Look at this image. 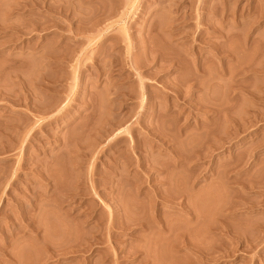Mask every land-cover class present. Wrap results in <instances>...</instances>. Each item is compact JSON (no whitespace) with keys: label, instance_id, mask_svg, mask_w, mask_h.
Instances as JSON below:
<instances>
[{"label":"rangeland","instance_id":"374dc122","mask_svg":"<svg viewBox=\"0 0 264 264\" xmlns=\"http://www.w3.org/2000/svg\"><path fill=\"white\" fill-rule=\"evenodd\" d=\"M0 264H264V0H0Z\"/></svg>","mask_w":264,"mask_h":264},{"label":"bare ground","instance_id":"6f19581e","mask_svg":"<svg viewBox=\"0 0 264 264\" xmlns=\"http://www.w3.org/2000/svg\"><path fill=\"white\" fill-rule=\"evenodd\" d=\"M27 119H28V118H25L24 120L26 121ZM109 126H112V125H109ZM109 128L111 129L112 127H109ZM109 128H108V129H109ZM110 129H109V130H110ZM105 130H106V129H105ZM107 133H109L107 130H106V132L103 130L102 134H99L97 138L100 137V138L102 139V138H104L105 136L108 135ZM100 138H99V139H100ZM99 139H96V140L98 141ZM97 141H95V142H97ZM98 142H100V141H98ZM94 147H96V146L93 145V147H91V148H93V149L89 148L88 151L83 152L82 157H83V158H84V157H85V158H88V157L91 156L92 154L94 155V153H95V148H94ZM93 155H92V156H93ZM78 167H79V166H78ZM78 167L76 166V168H78ZM78 169H79V168H78ZM78 169H77V170H78ZM101 170H102V169H100V171H101ZM42 174H43V173H42ZM42 174L39 172V176H38V178L40 177L41 180H43V181H45V183H47V179H44V178H45V177H44V174H43V177H42ZM93 174L95 175L96 173H93V172H92V174H91V175L89 174V175L92 177ZM37 175H38V174H37ZM89 175H88V176H89ZM96 175H98V174H96ZM96 175H95V176H96ZM88 176H87V177H88ZM90 176H89V177H90ZM89 177H88V179H89ZM38 180H39V179H38ZM41 180H40L39 182H41ZM48 180H49V177H48ZM90 180H92V178H90ZM48 182H50V181H48ZM53 183H54V182H53ZM47 184H48V183H47ZM47 184H46V185H47ZM84 184H85V182H84ZM88 184H89V182H88ZM52 186L55 187L54 185H52ZM95 186H96V187H95ZM81 188H82V187H81ZM93 188H94V189L97 188V185H94ZM83 189H84V188H83ZM83 189H82V190H83ZM84 190H87V189H84ZM69 195H70V194H67V196H69ZM71 195H73V194H71ZM157 195H158V194H157ZM55 196H56V195H55ZM67 196H65V197H67ZM48 197H49L48 194L41 193L40 198H39V199H42V200H40V202H42L41 204H45V205L48 204L49 202L46 201V199H49ZM63 197H64V196H63ZM65 197H64L63 199H65ZM73 197H74V198H71V199H75V195H73ZM155 197H156V196H155ZM36 198H38V196H37ZM52 198H53V197H52ZM69 198H70V197H69ZM156 198H158V196H157ZM98 199H99L98 203H97V201H94V199H92L90 202L96 203V204H98V206H102V205H104V206L106 207V209H108V206H107V204L105 203V201H104L101 197H98ZM65 200H66V199H65ZM68 200H69V199H68ZM62 201H63V200H62ZM38 202H39V201H38ZM40 202H39V203H40ZM45 202H48V203H45ZM64 202H65V201H64ZM64 202H61V203H59V204L57 203L58 205H57V204L54 205V208H56V209L58 210V213H59L60 215H62V216H65L66 218H70V217H72L74 220L79 219V217H81L80 215H76V216H74V215H75V214H74V213H75V212H74L75 209H73V208H71V209H67V210H65L66 208L62 209V208H63L62 206H63V203H64ZM90 202H89V203H90ZM84 203H86V201H84ZM87 203H88V202H87ZM41 204H39V206H41ZM69 206H70V205H69ZM68 208H69V207H68ZM62 210H64V212H62ZM73 210H74V211H73ZM72 212H73V213H72ZM121 212H122V216H120V217H122V218H121L120 220H121V222H122V224H123V223L126 222V216H127V215H126V212H125L123 209L121 210ZM82 215H84L85 217L88 216L87 213H84V214H82ZM125 215H126V216H125ZM107 216H109V221H111V223H109V227H111L112 222H114V220L111 219V217H114V216H113V212H112L111 210H109L108 213H107ZM107 218H108V217H107ZM99 219H101V217H99ZM83 223H87V221H86V220H82L81 222H79V225H80V224L82 225ZM69 228L73 229V227H70V226H69ZM69 230H70V229H69ZM71 231H72V230H71ZM71 231H70V233L73 232V231H72V232H71ZM73 233H74V232H73ZM73 233H72V234H73ZM74 234H75V236H77L76 233H74Z\"/></svg>","mask_w":264,"mask_h":264}]
</instances>
